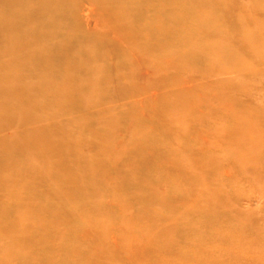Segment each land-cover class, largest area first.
<instances>
[{
    "label": "bare ground",
    "instance_id": "6f19581e",
    "mask_svg": "<svg viewBox=\"0 0 264 264\" xmlns=\"http://www.w3.org/2000/svg\"><path fill=\"white\" fill-rule=\"evenodd\" d=\"M260 97L264 0H0V264L264 256Z\"/></svg>",
    "mask_w": 264,
    "mask_h": 264
},
{
    "label": "rangeland",
    "instance_id": "374dc122",
    "mask_svg": "<svg viewBox=\"0 0 264 264\" xmlns=\"http://www.w3.org/2000/svg\"><path fill=\"white\" fill-rule=\"evenodd\" d=\"M230 30L231 32H234L235 30V26H234V20L233 17H230ZM115 79H111L110 80V85H109V90L108 93L111 95L116 96L117 95V89L115 87ZM245 102L251 103L249 102V100L246 99H242ZM260 100L263 102V106H264V98L260 97ZM127 101L126 99L121 100L120 102H124ZM125 103V102H124ZM212 107V106H211ZM213 107H216L215 104H213ZM221 110V109H220ZM114 135H117L118 138H125L124 132L117 129L116 132L114 133ZM126 148V146H125ZM226 170V172H229V169H224ZM225 171H223V173L221 174L222 179L224 180H228L230 177L229 175L226 173ZM245 182V181H244ZM236 182L233 184H229V192L231 191V197L234 198L232 203L233 206L237 207L239 210L243 211V212H247V211H251L254 213V220H257L259 224V222L261 224L264 225V189L263 188H258V186H254L253 184H251L250 182H245L242 183L241 182V187L239 188L238 186H235ZM232 187V188H231ZM236 197V198H235ZM113 211H118L117 208L114 207H110ZM256 223V222H255ZM256 224V225H257ZM253 226H255V224L253 223ZM257 227V226H255ZM217 230V229H215ZM218 233L215 234L212 238L214 240H221V244H220V248H222L223 250H226L228 253V258H227V263L228 264H249L252 263L253 261H259L260 258H264V256L259 253L257 250L255 251L253 249V251L250 250V247H256L258 244H256L255 241H251V243H245V244H238L236 243V240L238 238L242 239V235L243 234H232L234 235L233 237H231V240L228 239V234L225 233L222 228L217 230ZM212 233V234H213ZM250 240V239H248ZM71 243H67V245H70ZM63 246V245H62ZM249 248V249H248ZM250 250V251H248ZM226 253V254H227ZM215 257V255H212ZM155 260V258H153ZM70 260H72V258H70ZM126 264H130L128 263L129 261H126ZM253 264V263H252Z\"/></svg>",
    "mask_w": 264,
    "mask_h": 264
}]
</instances>
